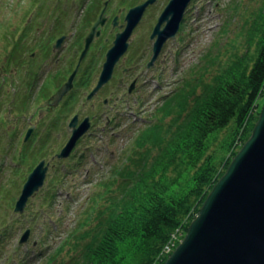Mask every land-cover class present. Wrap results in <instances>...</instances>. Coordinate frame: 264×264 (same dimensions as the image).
I'll return each instance as SVG.
<instances>
[{
    "label": "rangeland",
    "instance_id": "rangeland-1",
    "mask_svg": "<svg viewBox=\"0 0 264 264\" xmlns=\"http://www.w3.org/2000/svg\"><path fill=\"white\" fill-rule=\"evenodd\" d=\"M91 1L0 0V99L3 98L0 101V118L6 119L5 124L0 119V187L7 194L6 198L0 197V225L6 223L5 228H8L4 251H0V264H18L20 261L23 264H45L46 258L54 256L64 239L74 229L81 228L79 223L92 206L91 198L101 191V183L109 180L111 166L122 163L130 153L136 135L146 131V120L150 124L154 108L161 105L160 98L174 91L176 87L178 89L182 83L186 86L197 85L194 84L197 78L205 83L212 82V77L246 52L250 58L254 56L260 36L257 33L259 15L264 7V0H192L184 14V32L166 44L160 57L157 74L159 78L149 82L142 92V101L136 108H132L138 113V120L132 122L131 116L127 114L125 123L115 129L116 134L110 139H85L69 159L57 164L54 161L56 165L49 170L43 187V190L54 194L53 202L49 204V198L46 197L51 193L45 195L40 191L28 201L24 214H14L12 203H15L19 195L27 167L32 166V161L41 150H32L31 154L28 153L27 160L20 164H16L15 160L12 162V155L18 152L19 146L21 148L22 133L29 125L27 120L14 123L9 119L19 113L17 108L10 110L12 116H8L7 111L10 103L6 101L9 96L7 90L11 88L10 74L7 72L15 67L18 59L17 47L14 46L13 50V36L18 32L34 36L44 26L53 29L67 27L73 21L74 14ZM135 1L140 0H132L128 5ZM167 1L158 0L151 8L154 11L162 10ZM111 5L114 11L122 6L118 0H113ZM121 9V12H125L128 6ZM26 44L27 40L24 39L23 47ZM42 48L38 45L37 50L41 52ZM27 54L25 53V58ZM153 81H157V88ZM33 82L31 78L28 80L27 91L23 92L21 101L27 103L43 98L42 94L32 90ZM199 85L196 87L197 92L204 84ZM47 93L48 96L50 92ZM263 98L264 93L258 100L261 106ZM33 107L30 106L28 113L34 110ZM39 118L41 123L35 139L45 132L50 116H36L32 123ZM232 126L231 121L225 130L211 137L209 152L223 158L228 157L230 152L226 151L225 141ZM61 129L62 123L55 119L51 130L60 134ZM11 132L15 133L13 140L18 144L13 141L9 143ZM64 135L65 125L61 135L46 142V151L40 153L38 160L42 157L49 160L62 147L66 138ZM37 147V140H34L24 150ZM232 150L236 148L233 147ZM13 163L19 166L13 169ZM27 228L31 230L30 237L27 243L19 245L18 240ZM163 256L165 253L162 251L158 259ZM68 258L67 252L61 253L57 262Z\"/></svg>",
    "mask_w": 264,
    "mask_h": 264
},
{
    "label": "trees",
    "instance_id": "trees-1",
    "mask_svg": "<svg viewBox=\"0 0 264 264\" xmlns=\"http://www.w3.org/2000/svg\"><path fill=\"white\" fill-rule=\"evenodd\" d=\"M258 26L252 58L246 52L212 82L197 78V85L182 83L161 97L157 121L136 135L122 163L111 166L81 228L64 239L46 264L164 263L166 256L158 259L162 249L176 231L183 237L236 154L235 141L241 146L258 118L264 93V7ZM199 84L204 85L197 92ZM231 121L228 157L209 152L211 137ZM65 252L69 258L57 262Z\"/></svg>",
    "mask_w": 264,
    "mask_h": 264
},
{
    "label": "flooded vegetation",
    "instance_id": "flooded-vegetation-1",
    "mask_svg": "<svg viewBox=\"0 0 264 264\" xmlns=\"http://www.w3.org/2000/svg\"><path fill=\"white\" fill-rule=\"evenodd\" d=\"M105 1H102L100 7L98 0L93 1L94 3L92 2L81 15L75 16L67 27L59 26V28L53 29L44 26V29L34 36L25 35L22 32L19 37L22 46L26 39L27 49L37 48L38 45L43 48L38 54V65L31 61L27 71L20 76L16 75L17 69H15L12 79L9 81L12 87L16 84V90L20 91L24 88L23 83L28 82L31 78L34 81L32 90L43 96L41 100H37L41 103V108L29 115L27 118L29 122L33 121L37 115L52 118L46 126L51 125L55 119L65 126H69L71 120L75 119L76 127L85 119L89 120V132L79 140L78 145L86 139V136L94 134L92 132H95L96 129L104 132L102 134H106L108 130H114L125 123L127 113L142 101L141 95L144 88L149 85L158 72L160 57L168 43V41L165 42L160 55L148 68L147 64L152 55L154 41L151 39V33L160 13V10L154 11L151 8L158 1L155 0L145 9L140 21L133 28L127 40V51L115 65L111 79L93 97L88 98L97 83L106 51L112 46L117 34L123 30L125 25V15L119 9L112 10L111 2L109 3L110 0H108L103 13L104 23L97 28L99 33L94 35L81 62L79 78L74 80L73 89L64 96L59 104L56 107H51V96L66 81L73 66L75 67L83 49L85 37L98 18ZM143 1L145 0H141L139 3ZM29 57L36 58L37 56L30 52ZM13 76L20 77V79L13 81ZM12 90L15 94V90L13 88ZM47 92H50L48 96ZM59 108L62 110L58 111ZM22 116L23 114L13 120L19 121ZM38 121L41 119L39 118ZM68 131L71 133L70 128Z\"/></svg>",
    "mask_w": 264,
    "mask_h": 264
},
{
    "label": "water",
    "instance_id": "water-1",
    "mask_svg": "<svg viewBox=\"0 0 264 264\" xmlns=\"http://www.w3.org/2000/svg\"><path fill=\"white\" fill-rule=\"evenodd\" d=\"M152 1L148 0L129 10L127 30L117 37L114 47L108 51L95 90L110 77L113 65L125 51L127 35L140 19L146 5ZM189 2L169 1L154 30L153 36L157 34L158 39L153 59L162 43L176 35ZM162 22H166V25L159 31ZM73 76L74 73L57 92L55 101L69 90ZM82 132L74 131L59 158L69 156ZM46 170L44 161H41L29 174L16 202L15 212H23L28 198L42 186ZM28 235L29 230H26L20 243L25 242ZM163 264H264V102L250 136L212 186L184 237Z\"/></svg>",
    "mask_w": 264,
    "mask_h": 264
}]
</instances>
